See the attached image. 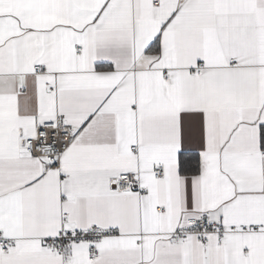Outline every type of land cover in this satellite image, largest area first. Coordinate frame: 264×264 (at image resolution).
<instances>
[{
	"label": "snow or ice",
	"instance_id": "obj_1",
	"mask_svg": "<svg viewBox=\"0 0 264 264\" xmlns=\"http://www.w3.org/2000/svg\"><path fill=\"white\" fill-rule=\"evenodd\" d=\"M0 264H264V0H0Z\"/></svg>",
	"mask_w": 264,
	"mask_h": 264
}]
</instances>
